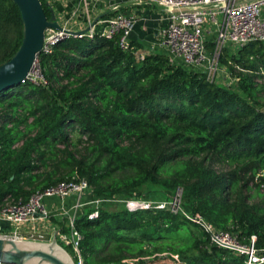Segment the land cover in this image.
<instances>
[{"label": "trees", "instance_id": "16d2710c", "mask_svg": "<svg viewBox=\"0 0 264 264\" xmlns=\"http://www.w3.org/2000/svg\"><path fill=\"white\" fill-rule=\"evenodd\" d=\"M21 39L17 6L0 0V64ZM228 48L219 61L237 77L233 87L160 52L139 58L135 40L122 51L117 36L68 37L42 50L46 84L26 80L0 91V203L25 202L73 177L86 179L95 196L128 197L151 184L159 186L151 200H168V191L181 189L189 211L242 243L255 235L264 255V196L250 202L248 193L251 181L259 180L257 189L264 183V43ZM92 210L75 219L82 264H143L159 254L176 256V264H246L243 253L211 244L169 209L131 211L117 202L101 205L96 217Z\"/></svg>", "mask_w": 264, "mask_h": 264}, {"label": "built area", "instance_id": "2783aa9c", "mask_svg": "<svg viewBox=\"0 0 264 264\" xmlns=\"http://www.w3.org/2000/svg\"><path fill=\"white\" fill-rule=\"evenodd\" d=\"M44 1L52 9L56 0ZM72 4L70 12H62L61 19L56 17V20L63 29L74 34L48 28L45 30L42 50L50 51L51 44L68 37L92 38L95 35L107 38L117 36L120 49L125 52L131 50L130 33L137 18L123 12L122 6L149 7L163 14V20L154 33L151 44L136 52L137 57L143 58L149 52H160L171 63L203 72L211 82H216L222 69L219 58L223 48H239L251 41L264 43V0H73ZM85 28H88L86 32L75 33ZM210 35L215 36L211 42L212 50L208 49L206 43ZM231 76L236 83L237 77L232 74ZM26 80L46 84L37 58ZM222 84L227 87L234 86ZM181 194V189H177L171 199L155 201L134 197L95 196L86 179L73 177L32 193L25 202L5 198L0 203V239L31 240L36 236L40 239L49 236V239H55L61 247L63 244L69 246L76 257V261L72 259L73 263L82 264L79 249L81 235L75 226V219L88 208H93L89 217H96L101 205L122 202L131 211L155 207L169 209L175 214L180 213L196 223L200 230L207 232L211 244L243 253L246 264L264 261V255L254 248L255 235L250 236L249 243H242L236 232L217 229L200 215L189 211L183 206ZM48 197L61 201L58 215L63 220L45 229L44 225L51 216L45 203ZM69 198L72 203L67 208L64 202ZM1 221H6L11 229H5ZM22 227L25 229H21ZM137 261L138 258L125 259L121 264H137Z\"/></svg>", "mask_w": 264, "mask_h": 264}, {"label": "water", "instance_id": "95a60500", "mask_svg": "<svg viewBox=\"0 0 264 264\" xmlns=\"http://www.w3.org/2000/svg\"><path fill=\"white\" fill-rule=\"evenodd\" d=\"M18 8L22 23V39L11 57L0 64V91L26 81L37 55L44 45L48 28L74 34L63 29L53 9L46 16L40 0H11ZM85 28L75 33H84ZM0 262L12 264H74L68 252L55 239L49 242L29 239H0Z\"/></svg>", "mask_w": 264, "mask_h": 264}, {"label": "crops", "instance_id": "0c3cea01", "mask_svg": "<svg viewBox=\"0 0 264 264\" xmlns=\"http://www.w3.org/2000/svg\"><path fill=\"white\" fill-rule=\"evenodd\" d=\"M67 1L69 2L68 4ZM67 1L56 0L53 3L52 9L58 20L61 19L63 12L62 8L64 7V4H67V6L73 5V0ZM121 10L127 13L128 15H133L137 18L133 30L130 33V39L142 43L143 48L149 47L152 42L154 33L156 32L163 20V14L158 10L150 9L149 7L139 6H122ZM45 203L51 213L50 219L44 225L45 229H48L51 224H58L63 220L61 219L62 217L58 215V213L60 212L59 206L61 205V201L56 198L48 197L45 199ZM71 203L72 201L69 198L65 200L64 205L68 208ZM1 225L7 230L11 229L10 225H8L6 221H1ZM24 227H22L21 229H25Z\"/></svg>", "mask_w": 264, "mask_h": 264}, {"label": "rangeland", "instance_id": "374dc122", "mask_svg": "<svg viewBox=\"0 0 264 264\" xmlns=\"http://www.w3.org/2000/svg\"><path fill=\"white\" fill-rule=\"evenodd\" d=\"M41 1H43V2H45L44 0H41ZM63 2V1H62ZM69 2H67V4H68ZM67 4H65V7L67 8H62L63 9V12L65 13V14H68L69 12H70V10H71V5L70 6H67ZM47 32H50V30H48ZM214 35H210V36H208V39H207V41L208 42H213L214 41ZM228 49H230V51H235L236 50V47H234V46H229V48ZM222 69H221V71H220V73H219V75H218V78H217V80H216V82H218V83H224V84H226V85H230V86H233V85H235V81H233V77L231 76V74L228 72V70L226 69V67L225 66H223L222 65V67H221ZM76 138H77V134L74 132L73 134H72V139H73V141H75L76 140ZM215 168L217 169V170H227V169H229L230 167L229 166H227V165H220V164H216L215 165ZM256 182H259V180L257 179V180H255V181H251L250 183H249V185H250V190H249V194L251 195L250 197H249V200H250V202H252V201H258L260 198H261V196H264V183L263 184H260V186H259V188L257 189V188H255V186H254V184L256 183ZM157 188H159V186H156V185H151V184H145V185H142V186H140V187H137V188H135V189H133L132 191H130V195L128 196V197H126V198H132V197H134L135 199H141V198H144V199H150L151 198V195H153L154 194V191H156L157 190ZM168 194H169V199H171L172 197H173V195L175 194V192H170V191H168L167 192ZM124 197V196H123ZM152 200H154V199H152ZM155 201V200H154ZM111 209H113V208H111ZM194 232L197 234V235H199L200 236V232L198 231V230H194ZM35 239H31V240H36V241H43V242H49V241H51L52 239H49V236H45L43 239H40L39 237H34ZM63 247L72 255V256H75V253L72 251V249L69 247V246H66V245H64L63 244ZM71 257V256H70ZM174 258V259H173ZM173 258H171V257H169V256H167V255H165V254H159L158 256H156V257H153V258H150V259H146L145 261H144V263L143 264H176V262L175 261H178L177 260V258L176 257H173ZM71 259H72V257H71ZM175 260V261H174ZM73 261V260H72ZM74 262V261H73Z\"/></svg>", "mask_w": 264, "mask_h": 264}]
</instances>
